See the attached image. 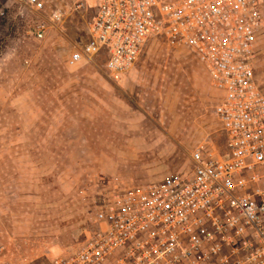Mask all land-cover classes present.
<instances>
[{"label":"rangeland","instance_id":"374dc122","mask_svg":"<svg viewBox=\"0 0 264 264\" xmlns=\"http://www.w3.org/2000/svg\"><path fill=\"white\" fill-rule=\"evenodd\" d=\"M73 3L36 40L35 18L0 0V264H50L82 241L102 197L182 174L201 144L223 150L218 95L188 49L151 39L119 82L104 56L71 65L94 15ZM258 46L264 94V23Z\"/></svg>","mask_w":264,"mask_h":264},{"label":"built area","instance_id":"2783aa9c","mask_svg":"<svg viewBox=\"0 0 264 264\" xmlns=\"http://www.w3.org/2000/svg\"><path fill=\"white\" fill-rule=\"evenodd\" d=\"M44 39L66 0H13ZM94 9L69 64L104 56L109 79L133 69L151 39L184 46L218 95L223 150L201 144L182 174L120 189L94 207L82 241L50 264H264V94L255 62L264 0H74ZM4 11L0 8V17Z\"/></svg>","mask_w":264,"mask_h":264}]
</instances>
